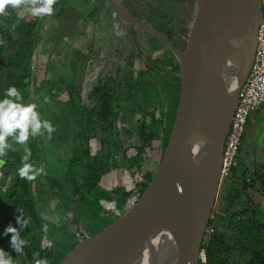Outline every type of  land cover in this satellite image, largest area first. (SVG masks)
Listing matches in <instances>:
<instances>
[{
	"label": "trees",
	"instance_id": "trees-1",
	"mask_svg": "<svg viewBox=\"0 0 264 264\" xmlns=\"http://www.w3.org/2000/svg\"><path fill=\"white\" fill-rule=\"evenodd\" d=\"M53 8L54 14L43 18H21L19 12L11 6L6 9V14L0 15V41H3L0 43V100L5 98L7 88L15 86L21 92L25 105L35 102L31 95L37 83L33 78L37 68L34 65L35 56L39 43L43 40L44 29L51 25L50 21L53 18L56 21L52 26V35L69 34L73 27V33H82L81 23L85 16L79 12L75 13L78 9L72 1L57 0ZM91 28L92 25L86 28L85 32ZM187 45L181 51H184ZM121 52L125 55L123 58L119 56L110 58L100 51L90 50L87 62L83 64L85 72L90 71L91 75L95 74L97 77V81L91 82L90 86L83 81L80 83V79L77 81L63 79L66 81L67 89L59 94L57 100L71 106L77 125L76 144L70 148L66 147L67 150L62 152L63 158L60 159V163L65 165L67 178L58 180L53 178L54 174L51 172L52 175L45 177L46 183L50 187L52 185L51 188L65 187L71 195L69 201L85 207L95 218L102 217L105 211L102 200L116 199L119 208L125 209L116 220L127 219L130 214L139 211L149 196L161 161L155 170L149 167L148 162L157 141L162 142L161 160L163 158L176 118L181 87L179 66L172 54L171 60L153 58L149 52L129 53L128 46L122 48L119 53ZM134 57L136 60L139 57L144 61L137 77ZM58 81L48 80L49 92ZM43 85V80L40 81V85L37 84L35 89L37 93L46 90ZM48 91L46 90L45 94L50 96V100L46 103H55V98ZM147 92L158 96L163 93L169 95V103L165 107L163 98L160 99L159 107L165 108L164 112L162 109L160 116L156 114V108L148 109L146 112L141 110L144 103L142 96ZM38 96L40 101L38 104H43L45 102L43 95ZM141 112L144 114L143 117H139ZM125 113L131 123L137 125L142 120L135 135L136 141L128 144L121 137V131L126 127L119 125L125 120L123 117ZM147 116L150 117L149 122L145 120ZM127 132L131 134L130 130ZM35 138L30 136L26 146L31 152L28 163L37 168L39 158ZM46 138L48 139L47 133ZM95 138L99 140V149L92 153L90 141ZM50 139L53 142V137ZM242 150L241 147L240 155ZM24 155V149L12 147L3 157L6 163L0 166V185L5 182L9 168L17 173L11 186L0 196V247L12 256L13 264H37V261L41 260H46L47 264H61L69 251L63 242L53 238L40 215L38 188L41 185L35 184V180H22L18 175ZM119 155L125 168L134 176L135 182L131 188L118 185L108 188L109 180H113L114 170L120 166L116 159ZM238 167L232 176L224 179L229 180L232 185L226 189L227 205L223 209L226 215L238 221L234 227L225 225L222 223V215L213 212L214 216L208 226L213 232H206L202 245L205 260L201 259L199 264H264V223L256 218L257 210L250 208L255 202L252 195L246 194L250 201L241 200L244 192L255 183L261 199L264 200V160L258 161L251 172L246 169L240 171ZM56 184H59V187ZM235 184L241 186V189L233 187ZM235 211L237 214H231ZM20 215L29 221L28 226L20 230V237L26 241L23 255L17 254L10 246L11 233L4 235L5 227L10 223L19 228L16 217ZM110 216L111 214H107V218ZM57 229L70 237L81 235L80 230L73 227L71 222ZM45 238L51 245H44ZM34 253L38 255L34 256Z\"/></svg>",
	"mask_w": 264,
	"mask_h": 264
},
{
	"label": "water",
	"instance_id": "water-1",
	"mask_svg": "<svg viewBox=\"0 0 264 264\" xmlns=\"http://www.w3.org/2000/svg\"><path fill=\"white\" fill-rule=\"evenodd\" d=\"M111 2L119 18L164 42L175 57L181 81L176 118L143 207L83 240L61 264H199L226 137L257 52L262 0H201L184 51L120 0Z\"/></svg>",
	"mask_w": 264,
	"mask_h": 264
},
{
	"label": "rangeland",
	"instance_id": "rangeland-1",
	"mask_svg": "<svg viewBox=\"0 0 264 264\" xmlns=\"http://www.w3.org/2000/svg\"><path fill=\"white\" fill-rule=\"evenodd\" d=\"M57 1V0H56ZM156 2H160L161 0H154ZM78 2V0H77ZM163 5H161V8L164 13L168 15V18L170 20V24L174 26H178V28L182 29V26L186 23L190 22L191 26L194 25V20L196 17H194L195 9L193 6L192 0H165ZM85 3H82L80 1V7L81 11L86 13L87 15L93 11V9H86ZM88 8V7H87ZM160 10H156L157 13H161ZM25 15L27 16V11H24ZM23 14V13H21ZM191 16V17H190ZM29 17V16H28ZM103 22L102 27L97 34L99 37L96 41V48H101L102 51L110 52L112 54H115L118 50L119 46L120 48L123 47L121 44L125 45H131L132 43L137 44V46H140V42L144 41L146 42V35L142 32L138 31V29L133 28L129 25H127L124 22H120L116 19V17L112 14L109 18H105L103 16ZM51 24H53V21H50ZM87 21H83L81 23V27L84 28L86 26ZM88 26V24H87ZM74 30V27L72 30L69 31V34L67 35H73L72 32ZM72 32V33H71ZM50 32H47L45 35H49ZM60 36V35H59ZM93 34L92 32L88 31L87 36L79 34L76 36H67V47L62 48L61 46H55L53 50L49 53V50H47L51 45L46 44V46L41 49L43 52L38 53L39 55H43L45 58L43 63H38L37 66V72L36 77H38V80H43L44 84L48 82V77L46 75L56 72L60 70V66H67L69 68V74H73L75 71L76 63H67L66 58H69V61H80V67H82V70H80V74L78 76V79H80V83L82 81L87 85L90 86L91 82L95 83L97 81V77L95 74L91 75L90 73H87L84 71V68L81 64H83L86 60L87 53L89 50H86V44L90 43L92 40ZM121 43V44H120ZM53 48V47H51ZM119 48V49H120ZM155 53V55H154ZM37 54V56H39ZM149 54L153 57H165L170 58L169 53L167 51V48L162 45V48L159 50H155V52L149 51ZM49 56V59L48 57ZM124 55L121 56L123 58ZM155 57V58H156ZM135 61V77L138 76L139 71L143 68V64L140 60H136V57H134ZM174 61V59L172 60ZM125 60L122 61V65H124ZM164 66V64H162ZM42 70L41 73L38 72V70ZM40 73V75H39ZM178 74V72H177ZM88 76V78H86ZM40 76V77H39ZM90 77H92L90 79ZM37 79V78H36ZM40 81L39 85H40ZM36 86H34L33 91L31 93L32 96H34L35 104H36V111L38 112L41 120H47L52 123V125L55 127V131L51 134V137L60 138L63 140V144L68 145L69 147L74 146L76 144L75 142V134L77 132V125L74 121L73 113L71 106L69 104H66L64 102H57L55 104L48 105L46 107L45 111L41 110V106L37 104V96L35 93H37ZM48 87H45L47 89ZM66 88V82L65 80H62L61 82H58L55 88L51 92L48 91V93L53 98H58L59 94L64 91ZM36 96V97H35ZM164 100L163 107H165L167 102L166 95L162 96ZM32 99V98H31ZM30 100V99H29ZM142 100L144 103L141 106V110L143 112L148 111V109H154L156 108V114L160 116V113L164 112V108L159 105L158 100L159 96L153 95L152 93H146L143 94ZM31 104V102H30ZM157 106V107H156ZM141 112L139 117H143L144 114ZM257 112V111H256ZM254 112V113H256ZM254 113L251 115L248 126H247V133L244 139V144L247 146V148L250 150V155L254 156L256 160H260L262 156H264V119L259 115H254ZM254 115L253 121L252 117ZM145 118V117H144ZM68 120L69 124L71 126H68L67 129L64 128L62 125V120ZM124 122L126 129L124 128L121 131L122 139L126 144L129 142H135L136 137L135 135L138 133L139 128L141 126V121L139 124L136 125V123H131V121L128 120V115L126 114L124 116ZM145 120L149 122L150 117H146ZM127 130L131 131V134H128ZM44 132L42 130L41 135L36 136L37 141V148H38V167L42 168L43 172L41 173L42 176H48L47 173L49 172H55L53 178H57L60 180L61 178H67L65 173V165L60 163L61 158H63L62 151L63 148H56L54 144L51 142L48 143L47 140H45ZM60 141V140H59ZM12 143V146H17V149H24V145H19L16 143ZM98 139H92L90 141L91 151L94 153L99 147ZM155 150L151 154V160L148 162L149 167L152 170H155L156 167L159 165L162 157V142L157 141L154 144ZM117 161L120 163L118 169L114 170L113 173V181H111V185L118 184L120 186H124L127 188H131L132 184L135 182L134 176L131 174L130 171H128L125 166L123 165V162L121 161L120 155L116 157ZM59 160V161H57ZM148 161V160H147ZM251 172V171H250ZM51 176V175H50ZM255 178V177H253ZM142 180V177L140 178ZM40 180L36 179L35 184H38ZM12 182L10 178V183ZM45 182V181H44ZM41 186L38 188V193L41 198V200L38 202V206L40 209V215L43 218V220L46 223V227L49 229V232L53 236L54 239H57L65 244V247H67L68 251H72L75 247L79 245L83 240L97 237L99 236L104 230L110 228L117 220L116 218L120 215H122L125 212V209L119 208L120 206H114V204H108L103 205L105 211L102 214V217H92L87 211L85 207L78 206L76 204H73L69 201V197H71L70 193L65 189V187L61 188H51V187L45 182V184L42 185V183H39ZM59 187V184H56ZM231 182L222 180L220 184L219 189V195L217 198V202L214 208V213H219L222 215V223L225 225H230L232 227L235 226L237 223L236 218H232L231 216L226 215V213L223 212V209L226 207V193L227 188H231ZM233 187H238L241 189V186L235 184ZM0 188L6 189L7 186H1ZM4 191L0 190V196L2 195ZM258 193V191H257ZM258 199V196H256ZM106 201H109L107 199H104ZM131 201L129 202V204ZM109 210V211H108ZM107 214H111L109 218H107ZM231 214H237V211L231 213ZM214 216V215H213ZM106 217V218H105ZM264 221V215L261 217ZM105 219V220H104ZM67 222H71V225L73 227H76L80 230V234L76 237H70L67 235H64L61 230L57 229V227L65 226L67 225ZM54 228V229H53ZM51 245V242L45 239L44 245Z\"/></svg>",
	"mask_w": 264,
	"mask_h": 264
},
{
	"label": "clouds",
	"instance_id": "clouds-1",
	"mask_svg": "<svg viewBox=\"0 0 264 264\" xmlns=\"http://www.w3.org/2000/svg\"><path fill=\"white\" fill-rule=\"evenodd\" d=\"M55 3L56 0H0V15L6 14V9L11 6L18 12L27 11L33 17L43 18L54 13L53 5ZM45 102H47V97ZM42 130L47 132L50 139L56 129L50 121L40 119L35 103L28 105L23 103L22 94L15 86L7 88L5 98L0 100V166L6 163L3 157L12 148V143L9 142L10 138L12 142L25 146L22 166L18 169L19 177L22 180H35L43 172V169L35 168L28 163L31 152L26 145L30 136H39ZM16 221L19 228L10 223L5 227L4 235L11 233L10 246L17 254L23 255L26 241L20 237V230L27 227L29 221L22 215L17 216ZM35 255L38 253H34ZM0 264H13L12 256L2 247H0ZM37 264H47V261H37Z\"/></svg>",
	"mask_w": 264,
	"mask_h": 264
},
{
	"label": "crops",
	"instance_id": "crops-1",
	"mask_svg": "<svg viewBox=\"0 0 264 264\" xmlns=\"http://www.w3.org/2000/svg\"><path fill=\"white\" fill-rule=\"evenodd\" d=\"M70 1H72V4H74L76 7H77V11H75V13H77V12H79V14L81 15H83V16H85L83 19H82V21H87V24H88V26H87V24H86V26H84V28H82V33H81V35H86L87 36V33L85 32L86 31V28L88 29L89 27H90V25H92V28L90 29V32H92V34H93V36H92V40L90 41V43L88 44H86V50H89V52H90V50H92V49H95L96 51H100L101 53H103V54H105V55H107L108 57H110V58H114V57H116L117 56V52L119 51V48H120V46H119V48H118V50L116 51V53L115 54H112V53H110V52H105L104 50L102 51V49L101 48H96V41H97V38L99 37L97 34H99L100 32H98V30H100V28L102 27V24L104 23L103 22V16L105 17V18H109L112 14H113V12H112V10H110L108 7H109V4H108V2L106 1V0H85V1H82V0H78V2H77V0H70ZM80 1L82 2V3H85L84 5H86L85 7H86V9H93V11L92 12H90L88 15L86 14V13H84L83 11H81V9H79L78 7H80L79 5H80ZM73 6V5H72ZM88 7V8H87ZM21 13H23V14H21ZM54 14V13H53ZM18 15L21 17V18H25V19H32V18H34L29 12H27V16L25 15V13H24V11L23 12H19L18 13ZM114 15V14H113ZM29 16V17H28ZM91 16V17H90ZM52 21H53V24L55 25V19L53 18L52 19ZM51 24V23H50ZM53 24H51V25H49V27H48V25H47V27L44 29V32H43V40L39 43V47H38V50H37V53H36V56H35V61H34V65L37 67L38 66V63H43V60L44 59H39L38 57H40V58H45L42 54L41 55H39L40 53H42L43 51L41 50V49H43L45 46H46V44H49V45H51V47H53V48H51V47H49L47 50H49V53L51 52V50H53L54 49V47L55 46H61L62 48H65V47H67V41H66V39H67V36H78L79 34H76V33H74L73 35H67V34H64V35H62V36H58V35H52V33H53V31H52V26H54ZM104 25H105V23H104ZM48 28H50V29H48ZM47 32H50L49 33V35H45ZM55 45V46H54ZM88 52V53H89ZM39 53V54H38ZM88 53H87V55H88ZM37 54L39 55V56H37ZM46 57H48V59H49V56H46ZM163 58H165V57H163ZM86 60H87V57H86ZM85 60V62H87ZM66 62L67 63H72V64H75L76 63V67H75V71H74V73L73 74H69V68H67V66L65 65V66H60V70H58V71H56V72H53V73H50V74H48V75H46V77H48V79H50V80H53V82H56V81H58L59 79H61V80H63V79H69V80H71V81H77L78 80V76H79V74H80V70H82V67L81 68H79L80 67V63H82V62H80V61H76L75 62V60H71V61H69V58H66ZM85 62L83 63V64H85ZM83 64H81L82 66H83ZM84 67V66H83ZM94 67V66H93ZM92 67V68H93ZM36 70H37V68H36ZM34 71L35 72V74H34V76H33V78H37L36 80H37V83H36V85L37 84H39V82L38 81H40V79L38 80V77H36V72L37 71ZM41 69L40 70H38V72H40L41 73ZM40 73H39V75H40ZM82 73V72H81ZM87 73H90V71H88ZM41 76V75H40ZM39 76V77H40ZM88 76L89 75H87V77L86 78H88ZM92 77H90V79H91ZM58 82H61V81H58ZM57 82V83H58ZM66 82V81H65ZM57 83L54 85V88H55V86L57 85ZM49 85H50V83L48 84V82H46L44 85H43V87H49ZM66 89H67V87L64 89V91H62L60 94H62V93H64L65 91H66ZM45 91L46 90H44V91H39L37 94L35 93V95L37 96H35L36 98H37V104L38 103H40V101L38 100L39 99V96L38 95H43V97H44V100H45V98L47 97V101H49L50 100V96H47V94H45ZM148 93V92H147ZM151 93V92H150ZM163 95H166V97H167V102H165L166 104L165 105H167L168 103H169V100H168V97H169V95L167 94V93H163L161 96H159V100H158V103L159 104H161L160 103V99H161V97L163 96ZM156 96V95H155ZM158 96V95H157ZM33 99H35L34 98V96L32 97ZM59 98V97H58ZM54 100H56V102L55 103H57V102H59L58 100H57V98H55ZM62 102V101H61ZM55 103H53V102H48V103H46V102H44L43 104H40V106H41V110L42 111H45L46 110V107L48 106V105H53V104H55ZM157 106H159V105H157ZM156 106V107H157ZM165 109V108H164ZM126 115V113L123 115V117ZM254 115H259L261 118H262V120L264 119V104L259 108V110H257V112L256 113H254ZM254 115H253V117H252V121H253V118H254ZM74 121H75V119H74ZM124 122V121H123ZM62 125L64 126V128L65 129H67L68 128V126H71L70 124H69V122H68V120H66V119H64V120H62ZM120 125V127L122 126V125H124L123 123L122 124H119ZM46 133L47 132H44V137H45V140H47L48 141V143L49 142H52L51 140L52 139H47L46 138ZM52 136V135H51ZM56 137V136H55ZM53 138L54 140H53V142H52V144H54L55 146H56V148H63V151L62 152H64V150L66 149V147H68V148H70L68 145H65L64 146V144H63V140L62 139H60V138ZM75 137V136H74ZM122 137V136H121ZM37 138H38V136H37ZM36 139V138H35ZM95 139H97V138H95ZM60 140V141H59ZM9 142L11 143V139L9 140ZM98 142H99V140H98ZM14 143V142H13ZM245 143V142H244ZM243 143V145H242V154L239 156V167H238V169L240 170V171H242L243 169H246V170H248V171H252L253 169H254V166L256 165V163L258 162V161H262V160H264V156H262V158H260V160H256L255 159V157L254 156H251L250 155V150L247 148V146L245 145ZM12 147H14V146H12ZM16 148H18L17 146H15ZM98 147H99V145H98ZM99 149V148H98ZM97 149V150H98ZM264 149V148H263ZM67 150V149H66ZM96 150V151H97ZM95 151V152H96ZM38 156V155H37ZM60 160V159H59ZM59 160H57V161H59ZM239 171V173H238V175H240V172ZM52 173V172H51ZM50 172L49 173H47L48 175L49 174H51ZM55 172H53L52 174H54ZM51 174V175H52ZM16 175H17V173H16V171H14L13 169H10L9 168V172H8V176H7V178H6V180H5V182H2L1 183V185H0V187L1 186H7V188L6 189H3V188H0V190H3L4 192L11 186V184L13 183V181H14V178L16 177ZM45 175L44 176H42L41 174L40 175H38L37 177H36V179H38V180H40L39 181V183H42V185L43 184H45ZM10 178H11V180H12V182L10 183ZM249 179H250V175H249V177H248ZM253 178V177H252ZM36 179H35V182H36ZM45 181V182H44ZM111 181H113V180H109V187L108 188H113V187H115V186H117L118 184H115V185H111ZM38 183V184H39ZM118 186H120V185H118ZM257 190H258V186H257V184L255 183L252 187H249L247 190H246V192H244L245 194L242 196V198H241V200L242 199H247V201H250V199L246 196V194H249L250 196L252 195V197L255 199V202H254V206H251L250 208H251V210L252 209H255V210H257L256 211V218L257 219H259V220H261L263 223H264V221L259 217V216H263L264 215V200L263 199H261V194L260 193H257ZM3 192V193H4ZM2 193V194H3ZM256 196H258V199H256L257 197ZM41 200V198H40V196H39V201ZM241 200H240V203H241ZM114 204V206H117V200L116 199H113L112 201H106V200H102V204L103 205H108V204ZM257 204V207H255V205ZM239 205V204H238ZM250 210V211H251ZM109 211V210H108ZM108 213V212H107Z\"/></svg>",
	"mask_w": 264,
	"mask_h": 264
},
{
	"label": "built area",
	"instance_id": "built-area-1",
	"mask_svg": "<svg viewBox=\"0 0 264 264\" xmlns=\"http://www.w3.org/2000/svg\"><path fill=\"white\" fill-rule=\"evenodd\" d=\"M264 104V0L257 29V52L249 75L240 92L226 137L221 167V179L232 176L239 165V156L251 115ZM211 227L207 233H212ZM202 259L205 253L202 251Z\"/></svg>",
	"mask_w": 264,
	"mask_h": 264
},
{
	"label": "flooded vegetation",
	"instance_id": "flooded-vegetation-1",
	"mask_svg": "<svg viewBox=\"0 0 264 264\" xmlns=\"http://www.w3.org/2000/svg\"><path fill=\"white\" fill-rule=\"evenodd\" d=\"M106 1L109 4L108 8L110 10H112L114 16L116 17V19L118 21L124 22L127 25H129L133 28H136V29H138V31H140L146 35V39H145L146 42L141 41L140 46H137V44H135V43H132L131 45H125V44L120 43L121 45H123V47H121L119 49V51H121L122 48H125L126 46H128L129 53H131L133 51L135 53H138V52L143 53V52H149V51L155 52V50H159L160 48H162V45L163 46L165 45L164 42L157 39L153 35L147 33L146 31H143V29L141 30L139 27L137 28L133 24H130L127 21H124L121 18H119L118 15L115 13V10H114V7L112 5L111 0H106ZM120 1L123 4V6L125 7V9L132 16L136 17L140 22H142L146 26H148L150 28H154V29L159 30V31L163 32L164 34H166L172 40V42L174 43V45L178 49L182 50V49H184V46L186 44H188V40L190 38L191 31H192L193 27L191 26L190 22L183 25L182 29L178 28V26L171 25L170 20L168 18V15L166 13H164L163 11H161L162 10L161 5L166 3V2H164L165 0H161L160 2H156L154 0H120ZM192 2H193L194 9L196 10L194 13V17H196L201 0H192ZM156 10H160L161 13H157ZM194 22H195V20H194ZM155 46L156 47L159 46V48H156ZM149 48H150V50H149ZM165 48H167V46ZM119 51L117 52V56L121 57L122 55H124L122 52L119 53ZM167 51L169 53L168 57H171L172 53L168 50V48H167ZM154 55H155V53H154ZM165 57H167V56H165ZM153 58H154V56H153ZM138 60H140L142 63H144V61L142 59H140L139 57H138ZM81 236H82V234H81ZM45 246H47V245H45ZM66 249H67V247H66Z\"/></svg>",
	"mask_w": 264,
	"mask_h": 264
},
{
	"label": "bare ground",
	"instance_id": "bare-ground-1",
	"mask_svg": "<svg viewBox=\"0 0 264 264\" xmlns=\"http://www.w3.org/2000/svg\"><path fill=\"white\" fill-rule=\"evenodd\" d=\"M184 247H185V245H184L183 243L180 244V245L178 246V251H179V252L182 251Z\"/></svg>",
	"mask_w": 264,
	"mask_h": 264
}]
</instances>
